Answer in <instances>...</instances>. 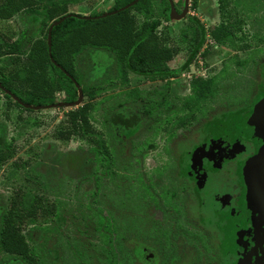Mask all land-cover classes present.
Returning <instances> with one entry per match:
<instances>
[{
    "label": "rangeland",
    "instance_id": "obj_1",
    "mask_svg": "<svg viewBox=\"0 0 264 264\" xmlns=\"http://www.w3.org/2000/svg\"><path fill=\"white\" fill-rule=\"evenodd\" d=\"M172 2L177 10L185 4L183 0ZM112 5L113 0H82L68 9L92 16L106 13ZM188 7L184 18L162 19L157 29L175 52L169 68L178 69L189 55L190 19L196 18L205 28L203 48L176 78L148 80L130 75L129 84L122 86L117 80L108 82L115 68L104 75L108 62L98 52L89 50L79 57L77 66L83 78L90 69L101 70L94 72L99 79L89 85L94 97L83 94L78 107L93 106L90 122L113 155L112 174L91 160V145L85 140L57 138L68 125L67 113L77 107L29 111L0 90V210L26 214L35 209L34 216L24 217L19 224L34 259L28 264H171L165 239L179 243L183 264H194L191 243L180 241L204 228V213H200L194 192L205 190V173L189 165L194 163L193 153L201 148L198 141L213 124L220 121L230 126L244 106L263 103L254 98L264 94V0H230L226 24L236 40L233 46L210 37L222 22L218 0H188ZM37 22V17L25 11L0 19V80L22 68L19 62L11 63V58L24 60L28 46L7 54L17 42L43 38ZM205 50L207 55H203ZM211 78H217L215 92L179 130L176 120L187 113L179 108L177 114V105L181 107V99L192 93L193 82ZM131 91L139 97L169 100L170 105L157 110L155 123L146 117L130 129L111 128L106 118L113 107L123 103V112L140 114L139 99L125 96ZM55 98L62 103L65 94L57 92ZM259 108H254V114ZM263 153L264 145L243 168L248 202L256 201L250 193V175ZM181 184H185L183 191ZM18 259L0 250V264H20Z\"/></svg>",
    "mask_w": 264,
    "mask_h": 264
},
{
    "label": "trees",
    "instance_id": "obj_2",
    "mask_svg": "<svg viewBox=\"0 0 264 264\" xmlns=\"http://www.w3.org/2000/svg\"><path fill=\"white\" fill-rule=\"evenodd\" d=\"M79 1L82 0H2L0 3V19H10L15 14L25 11L37 17V24L41 31H44L43 38L35 39L33 42L22 39L10 50L11 52H7L13 55L20 46L30 48L24 60L11 56L13 57L11 63L22 64L21 70L0 80L4 91L11 93V95H5L17 97L24 104L23 106L16 102L17 106L31 111L35 106L55 104L57 92L65 94L64 102H74L78 98L79 89L85 96L92 99L95 93L89 85L92 81L99 79V77L95 78L94 72L98 73L101 70L90 69L87 71L89 76L83 78L77 66L80 55L89 50L98 52L99 57L105 58L108 62L104 75H109L114 66L112 76H107L108 82L114 83L113 81L117 80L120 85L127 86L130 75L148 80L167 81L176 78L182 71L188 69L206 41L207 34L204 26L196 18H191L189 55L180 68L171 69L168 62L175 52L164 42L157 30L162 19L170 18L169 0H139L129 9L105 18L100 17L103 13L89 16L99 17L95 19H86L85 15L69 13V5ZM133 1L113 0V5L107 12L118 10ZM218 2L222 22L211 32L210 37L218 44L233 46L236 40L232 28L226 24L227 7L230 0H218ZM176 13L177 16L180 15L177 11ZM68 15L70 16L65 17ZM62 17H65V20L52 29L51 55H49L48 28L52 22ZM246 47L247 45L243 46V48ZM207 53L208 50H205L203 55ZM216 81L217 78H211L192 83V93L181 99V107L177 105V114L179 112L187 114L176 120V127H184L194 119L195 110L201 102L209 97L211 92H215ZM125 96L132 101L139 99L142 103L139 108L140 114L123 112L121 110V107L125 106L123 103L113 107L107 116L108 119L106 118V123L111 128L118 126L130 129L146 117L155 123L158 116L157 110L160 107L168 108L170 105L169 100L158 101L139 97V94L133 91ZM92 110L93 106L90 103L70 110L67 113L68 125L58 132L57 138L85 140L91 145V160L105 165L107 173L112 174L109 170L111 165H115L113 155L102 134L90 122V111ZM35 213L34 208L26 214L15 209L0 210V223L2 224H0V250L19 257L17 262L20 264L34 262L19 224L23 222L24 217H32Z\"/></svg>",
    "mask_w": 264,
    "mask_h": 264
},
{
    "label": "flooded vegetation",
    "instance_id": "obj_3",
    "mask_svg": "<svg viewBox=\"0 0 264 264\" xmlns=\"http://www.w3.org/2000/svg\"><path fill=\"white\" fill-rule=\"evenodd\" d=\"M183 10L184 5L182 9H176L179 14ZM0 90L5 93L3 88ZM263 98L264 94L254 98L256 103L263 101L255 106L260 107L256 114L253 102L244 106L247 110L243 108L232 125L223 126L220 121L213 124L198 141L201 145L199 153H193L194 160L191 161L194 163L191 162L189 167L205 173V190L194 192L197 204L202 207L200 213H204L201 217L204 228L201 232H192L191 239L180 242L191 243L194 264H264V205L260 184H257L259 195L253 190L250 192L256 196V201L248 202L249 186L243 175L246 162L264 145ZM184 185H180L182 191ZM162 235L167 238L166 232ZM164 243L166 253L172 254L169 262L183 264V260H179L182 258L179 243L172 239H165Z\"/></svg>",
    "mask_w": 264,
    "mask_h": 264
},
{
    "label": "water",
    "instance_id": "obj_4",
    "mask_svg": "<svg viewBox=\"0 0 264 264\" xmlns=\"http://www.w3.org/2000/svg\"><path fill=\"white\" fill-rule=\"evenodd\" d=\"M138 1L139 0H134L133 2L127 4L124 7L120 8L118 10H115L113 12L104 13L100 17L101 18H105V17L110 16L112 14H116V13H118L120 11H124L126 9H129L130 7L134 6ZM169 3H170V8H171L170 18H173V19H182V18L185 17V15L187 13L188 0H185L184 10L178 16H177L176 9H175V6H174L172 0H169ZM69 16L70 15L65 16V17H69ZM65 17H62V18H60V19L52 22L50 24L49 28H48V32H47V44H48V53H49V55H51V33H52V29H53V27H55V26L59 25L61 22H63L65 20ZM85 18L86 19H91V18L95 19V18H99V17H89V16H85ZM76 87L79 89L78 84H76ZM0 88H2L1 84H0ZM5 93L7 95H11V93L9 91H5ZM12 98H14L16 102H18V103H20L21 105L24 106V104L21 103L17 97H13L12 96ZM82 100H83V92L79 89V91H78V98L74 102H62V103H55V104L47 105V106H35V107H32V109L33 110H41V109H45V108L78 107L80 105V103H82ZM257 160L258 159H256L255 161H257ZM258 169L260 170L259 171V174H258ZM250 183H251V186L253 187L254 192H256L257 194L259 193V189L257 190V184L258 183L260 184V198H261V200L263 202V205H264V153L261 156V158L259 159V161L257 162L256 168L252 172V175L250 176Z\"/></svg>",
    "mask_w": 264,
    "mask_h": 264
}]
</instances>
